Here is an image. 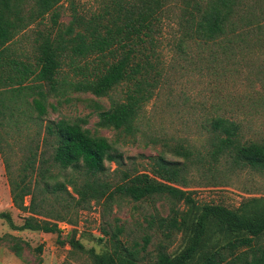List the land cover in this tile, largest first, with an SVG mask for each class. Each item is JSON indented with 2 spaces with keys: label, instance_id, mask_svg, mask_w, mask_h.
Here are the masks:
<instances>
[{
  "label": "trees",
  "instance_id": "obj_1",
  "mask_svg": "<svg viewBox=\"0 0 264 264\" xmlns=\"http://www.w3.org/2000/svg\"><path fill=\"white\" fill-rule=\"evenodd\" d=\"M61 1L0 0V155L11 205L28 214L19 227L12 226L7 214L1 217L13 229L58 234L55 223L36 218L43 217L46 195L61 206L56 220H65L72 209H88L91 202L106 210L117 198L164 200L165 217L143 218L148 231L161 237L152 253H145L149 234L142 235L139 244L120 239L122 227L111 233L101 228L105 239L97 241L107 247L89 251L91 264H264V197L244 199L234 209L197 204L192 191L176 187L192 156L186 146L178 144L170 151L183 162L158 153L148 157L149 173L119 171L118 180L111 182L105 164L123 162L114 142L92 135L82 127V119L43 120L48 110L68 101L67 95L87 93L108 99L106 109L95 106L96 127L133 138L140 111L157 86V73L138 47L153 41L163 0L114 1L109 10L85 20L71 10L63 29L56 22ZM235 6L236 0L192 1L181 19L186 37L214 42L232 33L235 20L240 21ZM46 14L54 32L36 33L31 57L16 51L19 34ZM122 85L128 86L124 97L111 98ZM32 128V135L21 141ZM210 130L213 159L223 156L236 167L264 169V143L241 141L238 125L219 117L211 120ZM8 141L19 142L22 151L13 172L5 156ZM174 235L180 236L181 246L168 253ZM67 244L81 248L73 236Z\"/></svg>",
  "mask_w": 264,
  "mask_h": 264
},
{
  "label": "rangeland",
  "instance_id": "obj_2",
  "mask_svg": "<svg viewBox=\"0 0 264 264\" xmlns=\"http://www.w3.org/2000/svg\"><path fill=\"white\" fill-rule=\"evenodd\" d=\"M114 1L123 0L61 1L56 7V22L63 29L70 21L71 10L85 20L109 10ZM192 1L200 0H163L158 26L152 33L153 41L148 44L145 40L142 47H138L157 73V86L140 111L138 132L133 138L96 127L95 106L106 109L108 99L87 93L67 95L68 101H60L55 111L48 110L43 120L82 119V127L92 135L114 142L123 162L122 166L105 164L111 182L118 180L119 171L149 173L148 157L158 153L169 160L183 162L170 151L178 144L186 146L192 156L184 161L182 183H176V187L192 191L191 197L197 204L234 209L244 199L264 197V169L236 167L223 156L213 159L210 122L217 117L227 119L238 125L241 141L264 143V0H236V18L240 17V21L235 20L232 33L214 42L186 37L188 29L181 19L183 10H187ZM49 25L48 14L29 25L19 34L14 46L16 51L31 57L36 33L54 32ZM63 72L68 77L71 75L65 68ZM126 87L115 88L110 97L122 99ZM33 130L20 140L30 137ZM8 142L5 156L13 172L22 151L19 142ZM2 159L0 155V264H36L38 260L39 264H91L89 251L99 253L107 247V243L97 241L105 239L101 228L111 233L114 227H122L119 238L139 244L142 235L149 234L151 239L145 253H152L160 241L158 233L153 229L148 231L143 218L165 217L168 203L164 200L150 203L117 198L106 210L100 203L91 202L88 209H72L65 220H56L62 213L61 206L53 203L51 195H46L41 208L43 217L36 218L55 223L58 234L13 229L1 214H7L14 227H19L28 214L11 205ZM52 173L55 174V170ZM28 199H24L25 203ZM71 236L78 241L80 249L68 246ZM180 246V236L174 235L167 252H177Z\"/></svg>",
  "mask_w": 264,
  "mask_h": 264
},
{
  "label": "built area",
  "instance_id": "obj_3",
  "mask_svg": "<svg viewBox=\"0 0 264 264\" xmlns=\"http://www.w3.org/2000/svg\"><path fill=\"white\" fill-rule=\"evenodd\" d=\"M61 228H63V227H61Z\"/></svg>",
  "mask_w": 264,
  "mask_h": 264
}]
</instances>
